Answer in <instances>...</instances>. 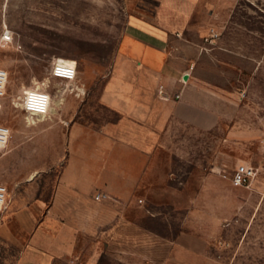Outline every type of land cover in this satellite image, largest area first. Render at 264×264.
<instances>
[{
	"label": "rangeland",
	"instance_id": "1",
	"mask_svg": "<svg viewBox=\"0 0 264 264\" xmlns=\"http://www.w3.org/2000/svg\"><path fill=\"white\" fill-rule=\"evenodd\" d=\"M134 22L198 48L192 75L215 89L221 115L213 129L174 122L162 135L139 221L175 236L189 217L208 236V249L183 264H264V0H0V68L9 71L0 124L11 129L0 151V183L9 189L0 212V264H30L23 254L36 223L28 206L38 195L51 200L70 126L101 128L121 119L102 96ZM59 58L79 62L77 81L52 76ZM42 85L54 96L52 111L31 117L22 96ZM241 163L258 171L249 186L231 181ZM102 261L125 264L110 253Z\"/></svg>",
	"mask_w": 264,
	"mask_h": 264
},
{
	"label": "crops",
	"instance_id": "2",
	"mask_svg": "<svg viewBox=\"0 0 264 264\" xmlns=\"http://www.w3.org/2000/svg\"><path fill=\"white\" fill-rule=\"evenodd\" d=\"M171 33L135 22L126 31L102 96L122 117L101 128L70 126L51 200L38 195L28 206L36 223L23 254L30 264L61 258L107 264L104 253L125 264H183L206 256L208 236L189 217L176 236L160 235L139 221L145 215L141 194L155 185L162 135L174 122L208 130L221 120L215 89L192 75L200 51L183 39L170 41Z\"/></svg>",
	"mask_w": 264,
	"mask_h": 264
},
{
	"label": "built area",
	"instance_id": "3",
	"mask_svg": "<svg viewBox=\"0 0 264 264\" xmlns=\"http://www.w3.org/2000/svg\"><path fill=\"white\" fill-rule=\"evenodd\" d=\"M70 60L71 61H63L60 58L54 60L51 69L52 76L70 82L77 81V79L79 78L78 77L79 62L77 60H72V59ZM73 62H74V68L70 72L68 66L70 63ZM8 82H9V71L4 68H0V85H2V87H0V99L5 98L7 95ZM29 94L47 98L45 111L40 112L37 111L36 109H31L27 106L29 100ZM53 101H54V96L49 91L47 86H43V85L33 86L24 91L21 101V107L31 117L48 116L52 111ZM10 138H11L10 127L4 124H0V144L3 145L2 147H0V151L4 150L8 146L10 142ZM257 174L258 171L253 165L248 163H241L235 168L231 181L234 186H249L252 184ZM8 195H9L8 187L5 184L0 183V201L3 202L2 204H0V212L4 211L5 208H7L8 206ZM96 198L100 199L101 194H98Z\"/></svg>",
	"mask_w": 264,
	"mask_h": 264
},
{
	"label": "clouds",
	"instance_id": "4",
	"mask_svg": "<svg viewBox=\"0 0 264 264\" xmlns=\"http://www.w3.org/2000/svg\"><path fill=\"white\" fill-rule=\"evenodd\" d=\"M69 71L71 72V70L74 68V62L69 64ZM0 87H2V85H0ZM46 102H47V98L46 97H42V96H34L29 94V100H28V107L31 109H36L37 111L43 112L45 111V106H46ZM3 145L0 144V147H2ZM3 202L0 201V204H2Z\"/></svg>",
	"mask_w": 264,
	"mask_h": 264
},
{
	"label": "water",
	"instance_id": "5",
	"mask_svg": "<svg viewBox=\"0 0 264 264\" xmlns=\"http://www.w3.org/2000/svg\"><path fill=\"white\" fill-rule=\"evenodd\" d=\"M185 79L187 80V79H189V74H185Z\"/></svg>",
	"mask_w": 264,
	"mask_h": 264
},
{
	"label": "trees",
	"instance_id": "6",
	"mask_svg": "<svg viewBox=\"0 0 264 264\" xmlns=\"http://www.w3.org/2000/svg\"><path fill=\"white\" fill-rule=\"evenodd\" d=\"M150 229H151V228H150ZM177 234H178V233H176V235H177ZM176 235H175V236H176Z\"/></svg>",
	"mask_w": 264,
	"mask_h": 264
}]
</instances>
